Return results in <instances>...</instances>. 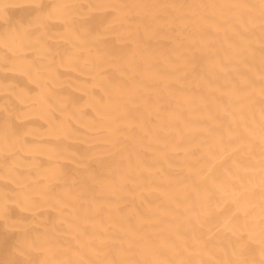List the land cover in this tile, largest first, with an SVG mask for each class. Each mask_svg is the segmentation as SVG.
I'll use <instances>...</instances> for the list:
<instances>
[{"label":"bare ground","instance_id":"bare-ground-1","mask_svg":"<svg viewBox=\"0 0 264 264\" xmlns=\"http://www.w3.org/2000/svg\"><path fill=\"white\" fill-rule=\"evenodd\" d=\"M0 264H264V0H0Z\"/></svg>","mask_w":264,"mask_h":264}]
</instances>
